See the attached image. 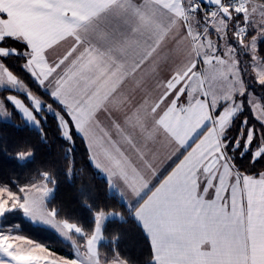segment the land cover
<instances>
[{"label":"snow or ice","instance_id":"6c2138e0","mask_svg":"<svg viewBox=\"0 0 264 264\" xmlns=\"http://www.w3.org/2000/svg\"><path fill=\"white\" fill-rule=\"evenodd\" d=\"M262 48L264 0H0V93H16L0 97V123L47 144L50 114L62 174L83 172L79 136L123 210L81 186L86 227L54 204V166L23 185L0 176V264H140L121 253L118 233L105 235L129 221L149 242L144 264H264ZM13 159L29 168L35 153L24 145ZM17 219L73 258L20 234Z\"/></svg>","mask_w":264,"mask_h":264},{"label":"trees","instance_id":"16d2710c","mask_svg":"<svg viewBox=\"0 0 264 264\" xmlns=\"http://www.w3.org/2000/svg\"><path fill=\"white\" fill-rule=\"evenodd\" d=\"M261 55H264V50L261 49ZM7 66L14 74L18 75L24 80L26 84L37 94L41 95L42 90L32 81L30 74L26 73L21 65L23 60H16L11 58L6 61ZM258 87V86H257ZM42 99L51 103V100L47 96H42ZM249 119L254 121V117L249 112H246ZM243 117H241L242 119ZM13 121L17 125H21L22 121L18 115L13 116ZM45 132L47 133L48 143L41 142L38 134L32 131L20 130L3 123H0V138L4 141L0 143V176L9 177L18 180L23 185L28 182V179L35 172L36 169L45 167L49 168L54 166V170L60 172L58 191L56 193L55 205H59L64 209V212L72 219H79L88 227L89 213L81 205L82 197L79 195V189L81 186L91 187L96 194V203L107 208H115L117 211H123L114 199L106 198V185L104 181L97 178L96 172L93 167L90 166L88 160V152L86 145L82 139L76 137L75 159L77 169L83 168V172L80 173L74 181H69L63 174L62 170L66 167V161L63 160V141L59 139V132L56 126L55 119L49 114L47 124L44 125ZM30 146L35 153V163L29 168L16 167V161L13 159L16 151L21 146ZM7 149V155L4 149ZM244 167L248 166L247 161L241 162ZM264 165L257 164L255 171H263ZM13 191H16V187L10 185ZM12 223H21L19 219L13 220ZM22 235H27L32 239L37 240L40 243L46 244L51 251L57 255L67 258H73V254L69 247H65L55 241L48 239L47 235L38 231H34L27 223H21ZM119 234V250L125 256L131 257L133 260L139 261L140 264H144V261L149 255V242L146 240L142 230L136 225L135 222L129 221L126 224H110L105 233L106 236L111 239L113 235ZM102 253L111 252L109 248H102Z\"/></svg>","mask_w":264,"mask_h":264},{"label":"rangeland","instance_id":"374dc122","mask_svg":"<svg viewBox=\"0 0 264 264\" xmlns=\"http://www.w3.org/2000/svg\"><path fill=\"white\" fill-rule=\"evenodd\" d=\"M264 50V48H262ZM253 78H254V74H253ZM8 94H16L15 91H11V92H3V93H0V97H3V96H6ZM21 99H25L23 96L20 97ZM27 102V101H25ZM9 110H11V105H9ZM72 252V251H71ZM73 254V253H72ZM74 255V254H73ZM60 256V255H58Z\"/></svg>","mask_w":264,"mask_h":264},{"label":"crops","instance_id":"0c3cea01","mask_svg":"<svg viewBox=\"0 0 264 264\" xmlns=\"http://www.w3.org/2000/svg\"><path fill=\"white\" fill-rule=\"evenodd\" d=\"M264 171V170H263Z\"/></svg>","mask_w":264,"mask_h":264}]
</instances>
